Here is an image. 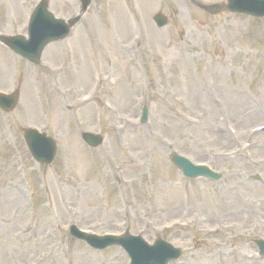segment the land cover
I'll list each match as a JSON object with an SVG mask.
<instances>
[{"label":"rangeland","instance_id":"rangeland-1","mask_svg":"<svg viewBox=\"0 0 264 264\" xmlns=\"http://www.w3.org/2000/svg\"><path fill=\"white\" fill-rule=\"evenodd\" d=\"M37 1L0 0V34L26 37ZM47 1L63 20L79 7ZM0 90L19 91L0 111V264H128L119 247L71 238L72 223L162 238L182 252L169 264H264L254 245L264 237V18L211 15L190 0H92L39 64L0 43ZM29 126L56 142L52 164L31 159ZM84 131L102 144L88 147ZM171 152L221 179L184 178Z\"/></svg>","mask_w":264,"mask_h":264},{"label":"water","instance_id":"water-1","mask_svg":"<svg viewBox=\"0 0 264 264\" xmlns=\"http://www.w3.org/2000/svg\"><path fill=\"white\" fill-rule=\"evenodd\" d=\"M80 10L78 15L66 22L53 19L52 15L47 11V2L43 0L36 9L33 11L30 20L28 41H24L22 38L13 37H0V41L6 44L17 54L29 59L31 62L37 63L41 50L43 47L52 40H59L67 35L68 28L72 26L80 16L86 10L90 0H79ZM228 5L224 6L225 9H233L232 0H228ZM246 1V0H242ZM241 7H245L242 5ZM211 13L219 11L220 6L209 5L204 7ZM249 13L264 15V11L258 12L249 10ZM158 26H162L165 23V18L156 14L153 17ZM16 103V94L9 97L0 96V108L4 111H8L14 107ZM146 117V111L143 110L142 121ZM23 135L27 144V147L32 157L40 163H49L52 161L55 155V145L52 139L46 137L44 134H39L34 131L24 130ZM83 140L90 146L96 147L101 144L102 138L98 135L91 133H83ZM170 160L182 171V174L186 177H194L206 172L200 168H194L187 161L180 156L172 153ZM78 237L91 243L89 236L82 233L78 234ZM106 243L120 244L128 253L131 258L130 264H165L170 258H176L178 251L173 250L170 246L156 241L152 247L146 245L140 238L131 237L124 234L118 238H112ZM260 254L264 255V243H258Z\"/></svg>","mask_w":264,"mask_h":264}]
</instances>
